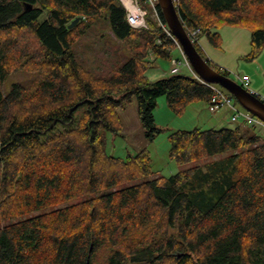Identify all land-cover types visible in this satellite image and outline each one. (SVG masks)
<instances>
[{
  "label": "trees",
  "instance_id": "1",
  "mask_svg": "<svg viewBox=\"0 0 264 264\" xmlns=\"http://www.w3.org/2000/svg\"><path fill=\"white\" fill-rule=\"evenodd\" d=\"M145 8L148 27L136 29L121 0H0V264H264V125L173 132L170 157L185 169L132 185L154 174L151 152L105 150L101 132L119 134V111L134 99L151 140L160 98L178 115L211 100L189 71L146 75L158 60L171 63L177 46L160 6L159 21ZM176 8L188 34L215 41L223 26L246 27L247 58L264 49V0ZM100 20L128 55L109 76L74 53ZM21 70L38 81L4 93L1 84Z\"/></svg>",
  "mask_w": 264,
  "mask_h": 264
},
{
  "label": "rangeland",
  "instance_id": "2",
  "mask_svg": "<svg viewBox=\"0 0 264 264\" xmlns=\"http://www.w3.org/2000/svg\"><path fill=\"white\" fill-rule=\"evenodd\" d=\"M215 41L203 32L199 35V47L203 50L207 59L222 70L231 74V79L240 82L244 76L251 79L250 90L264 97V49L254 59L247 58L251 53V30L246 27L223 26L216 32ZM78 62L87 70L99 76H109L111 70L121 63L122 55L125 54L123 46L117 40L110 29L109 23L100 20L92 27L74 48ZM175 59H181L182 53L175 50ZM171 63L158 60L150 68L146 75L153 81L170 76ZM188 74L186 69L182 71ZM38 72L17 71L12 73L2 84L4 93H8L15 84L25 88H32L38 81ZM238 109L243 108L236 102ZM155 114V126L160 130L154 140L146 136V130L139 115V102L134 99L126 109L119 111L121 130L119 134L102 131L101 135L105 142L106 152L114 157L127 158L136 155L143 150L151 152V165L154 174L140 178L132 184L151 180L157 176L169 177L180 170L179 166L170 157L169 136L179 130H193L196 128L218 129L217 122L223 120L224 125L229 128L237 126L231 117L230 109L222 108L217 113H212L209 103L195 101L190 103L182 114H175L168 106L166 97L158 101ZM264 135V129L262 130Z\"/></svg>",
  "mask_w": 264,
  "mask_h": 264
},
{
  "label": "water",
  "instance_id": "3",
  "mask_svg": "<svg viewBox=\"0 0 264 264\" xmlns=\"http://www.w3.org/2000/svg\"><path fill=\"white\" fill-rule=\"evenodd\" d=\"M158 5L160 6L169 31L180 44L185 56L189 60L198 77L209 84L218 85L225 89L236 99L242 108L258 118L264 124V101L261 97L245 89L230 77L217 72L201 56L182 23L174 0H158ZM79 22H81V18L73 21L69 25V29L75 28ZM74 111L75 109H72L70 114H73ZM53 127L54 125L52 128ZM89 259L90 257L88 258L87 264H90Z\"/></svg>",
  "mask_w": 264,
  "mask_h": 264
},
{
  "label": "built area",
  "instance_id": "4",
  "mask_svg": "<svg viewBox=\"0 0 264 264\" xmlns=\"http://www.w3.org/2000/svg\"><path fill=\"white\" fill-rule=\"evenodd\" d=\"M174 3H179V0H174ZM149 8L152 11V17L155 20L159 21V14H158V8H157V0H132V8L128 9L127 13V19L131 27L140 29V28H147L148 27V10L145 8ZM160 25L165 29L167 25L161 24ZM166 30V29H165ZM200 33V30H196L190 34V38L193 43H198V34ZM175 42V45L177 46V50L182 53L181 59H172L171 65V74L178 75L181 74L183 69H186L189 71L198 81H200L202 84L208 86L212 90V96L211 100L209 102V109L212 113H217L222 108L230 109L233 112V115L231 117V121L233 123L239 122L241 120H244L248 124H262L260 120H258L256 117L252 116L248 112L244 110L238 109V107L235 104V100L232 96H230L225 90H223L221 87L209 84L203 80H201L196 72L194 71L192 65L190 64L189 60L185 56L180 44L175 39V37L171 34L169 31L168 33ZM240 82L242 86L249 90L250 89V78L248 76H244L240 79ZM263 125V124H262Z\"/></svg>",
  "mask_w": 264,
  "mask_h": 264
},
{
  "label": "crops",
  "instance_id": "5",
  "mask_svg": "<svg viewBox=\"0 0 264 264\" xmlns=\"http://www.w3.org/2000/svg\"><path fill=\"white\" fill-rule=\"evenodd\" d=\"M123 2V4L125 5V7L128 9V8H131L132 7V0H121ZM200 41V40H199ZM250 86H251V79H250ZM256 94V93H255ZM258 95V94H257ZM217 127H222L224 128L225 125H224V122L223 120H221L219 123L217 122ZM219 129V128H218Z\"/></svg>",
  "mask_w": 264,
  "mask_h": 264
},
{
  "label": "bare ground",
  "instance_id": "6",
  "mask_svg": "<svg viewBox=\"0 0 264 264\" xmlns=\"http://www.w3.org/2000/svg\"><path fill=\"white\" fill-rule=\"evenodd\" d=\"M199 36V35H198Z\"/></svg>",
  "mask_w": 264,
  "mask_h": 264
}]
</instances>
